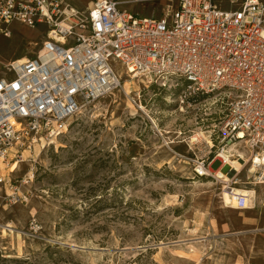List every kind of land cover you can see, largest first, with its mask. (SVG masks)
Instances as JSON below:
<instances>
[{"label": "rangeland", "instance_id": "374dc122", "mask_svg": "<svg viewBox=\"0 0 264 264\" xmlns=\"http://www.w3.org/2000/svg\"><path fill=\"white\" fill-rule=\"evenodd\" d=\"M160 5L129 10L158 16ZM10 31L0 34V77L37 53L46 28ZM180 92L122 73L62 133L0 163V264H264V185L251 183L250 164L232 186L254 191L248 209L223 202L220 180L194 174L213 154L226 98L181 103Z\"/></svg>", "mask_w": 264, "mask_h": 264}, {"label": "built area", "instance_id": "2783aa9c", "mask_svg": "<svg viewBox=\"0 0 264 264\" xmlns=\"http://www.w3.org/2000/svg\"><path fill=\"white\" fill-rule=\"evenodd\" d=\"M146 1L161 4L158 16L129 10ZM14 22L46 33L33 57L11 60L10 75L0 77L2 164L62 133L125 73L148 84L173 82L181 103L226 98L213 154L194 162V174L218 180L216 170L229 167L223 188L233 193L248 163L251 183L264 185V0H87L83 9L72 0H0V34L10 36ZM223 152L240 159V168ZM214 160L221 162L215 170ZM234 195L238 208L246 206V194Z\"/></svg>", "mask_w": 264, "mask_h": 264}, {"label": "bare ground", "instance_id": "6f19581e", "mask_svg": "<svg viewBox=\"0 0 264 264\" xmlns=\"http://www.w3.org/2000/svg\"><path fill=\"white\" fill-rule=\"evenodd\" d=\"M24 59H26V58L22 57L20 60H24ZM235 150H236V152H239V154L242 155V151H240L238 149H235ZM23 152H26V151H23ZM221 155L225 158L226 162H229L232 166H234L237 169H239L240 165H242V163H241L242 161L240 159L232 160L230 158V156L228 154H226L225 152L221 153ZM254 170L255 169L253 167H250V173L251 174L254 172ZM215 177L218 178V180H220L221 182L228 180V177L222 172V168L216 170ZM232 191H233V193H231L229 190H227V187H224V189H222V192H221L222 194L221 195H222V200H223V202L225 204H227L230 207L235 208V209H248V208H250L249 204L252 202L254 191H252L251 189L249 191V190H246V189H239V188H236V187H233ZM234 194H246L247 195L246 206L238 208L237 207V202H236V197H235Z\"/></svg>", "mask_w": 264, "mask_h": 264}]
</instances>
